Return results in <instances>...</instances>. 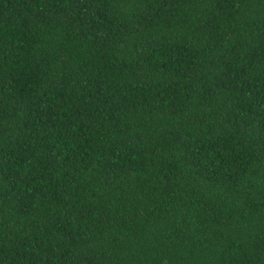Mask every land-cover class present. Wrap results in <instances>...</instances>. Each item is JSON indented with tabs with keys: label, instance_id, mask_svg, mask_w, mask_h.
Wrapping results in <instances>:
<instances>
[{
	"label": "trees",
	"instance_id": "16d2710c",
	"mask_svg": "<svg viewBox=\"0 0 264 264\" xmlns=\"http://www.w3.org/2000/svg\"><path fill=\"white\" fill-rule=\"evenodd\" d=\"M0 264H264V0H0Z\"/></svg>",
	"mask_w": 264,
	"mask_h": 264
}]
</instances>
